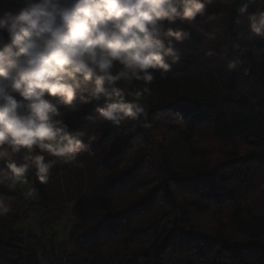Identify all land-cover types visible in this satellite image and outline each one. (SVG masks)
<instances>
[{
	"label": "trees",
	"instance_id": "1",
	"mask_svg": "<svg viewBox=\"0 0 264 264\" xmlns=\"http://www.w3.org/2000/svg\"><path fill=\"white\" fill-rule=\"evenodd\" d=\"M19 6L0 0V10ZM178 26L191 35L175 43L173 72L148 85L146 121L112 125L79 100L62 106L53 119L95 136L90 152L72 172L57 164L47 183L26 173L37 205L20 184L0 185L11 208L0 216V264H42L47 246L23 224L61 223L69 202L67 264H264V39L247 13L220 3Z\"/></svg>",
	"mask_w": 264,
	"mask_h": 264
},
{
	"label": "clouds",
	"instance_id": "2",
	"mask_svg": "<svg viewBox=\"0 0 264 264\" xmlns=\"http://www.w3.org/2000/svg\"><path fill=\"white\" fill-rule=\"evenodd\" d=\"M216 3L247 13L264 39V0H20L0 10V185L15 188L30 170L47 183L58 163L90 152L95 136L53 119L62 106L79 100L112 125L146 121L148 85L173 72L175 43L191 35L179 23L209 17ZM10 211L0 201V216Z\"/></svg>",
	"mask_w": 264,
	"mask_h": 264
},
{
	"label": "rangeland",
	"instance_id": "3",
	"mask_svg": "<svg viewBox=\"0 0 264 264\" xmlns=\"http://www.w3.org/2000/svg\"><path fill=\"white\" fill-rule=\"evenodd\" d=\"M58 166L62 172L73 171L72 164L58 163ZM20 185L24 196L32 204L37 205L39 199L29 177L26 176V182L20 183ZM65 207V211L68 213L61 223L49 227L42 225L38 218L31 217L28 222L23 224L28 231L36 235L47 246L46 252L41 255L42 264H67L66 261L74 253L69 242L71 228L75 223L71 215L73 205L69 202Z\"/></svg>",
	"mask_w": 264,
	"mask_h": 264
}]
</instances>
